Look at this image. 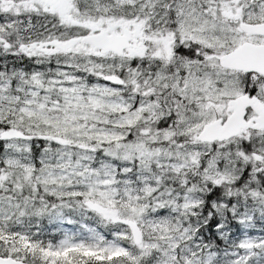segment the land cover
I'll list each match as a JSON object with an SVG mask.
<instances>
[{
    "label": "snow or ice",
    "instance_id": "6c2138e0",
    "mask_svg": "<svg viewBox=\"0 0 264 264\" xmlns=\"http://www.w3.org/2000/svg\"><path fill=\"white\" fill-rule=\"evenodd\" d=\"M0 264H264V0H0Z\"/></svg>",
    "mask_w": 264,
    "mask_h": 264
}]
</instances>
